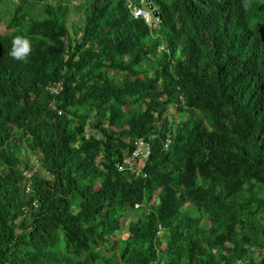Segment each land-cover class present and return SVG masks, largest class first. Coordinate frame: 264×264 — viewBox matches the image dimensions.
Masks as SVG:
<instances>
[{
  "label": "trees",
  "instance_id": "obj_1",
  "mask_svg": "<svg viewBox=\"0 0 264 264\" xmlns=\"http://www.w3.org/2000/svg\"><path fill=\"white\" fill-rule=\"evenodd\" d=\"M6 17L0 264H264V0H0Z\"/></svg>",
  "mask_w": 264,
  "mask_h": 264
},
{
  "label": "built area",
  "instance_id": "obj_2",
  "mask_svg": "<svg viewBox=\"0 0 264 264\" xmlns=\"http://www.w3.org/2000/svg\"><path fill=\"white\" fill-rule=\"evenodd\" d=\"M134 15L136 17H142L147 23H150L151 21L150 14L140 8L134 10ZM46 89L51 94L57 95L62 90V85L60 82H56L54 84L48 85ZM134 145H135V150L132 152L131 156L123 159V164L127 165L128 167H132L135 161H137L140 158H143V159L147 158L150 153L149 145L143 140L139 139L135 141ZM33 206L36 207V204L33 203Z\"/></svg>",
  "mask_w": 264,
  "mask_h": 264
},
{
  "label": "clouds",
  "instance_id": "obj_3",
  "mask_svg": "<svg viewBox=\"0 0 264 264\" xmlns=\"http://www.w3.org/2000/svg\"><path fill=\"white\" fill-rule=\"evenodd\" d=\"M150 8V7H148ZM144 11H146L147 13L151 14L149 10L144 9ZM134 12V11H133ZM32 51V45L31 42L29 40L28 37L23 36V35H17L15 37H13L12 40V48L9 52V55L11 57H13L14 59L18 60V61H24L27 62V60L29 59V54ZM135 143V142H134ZM148 158V157H147ZM143 159L140 158L137 161H135L134 165L132 167H128V168H133L134 166L137 167V169H139V163H142L147 159ZM122 170L124 168V165L120 167ZM137 207V206H136Z\"/></svg>",
  "mask_w": 264,
  "mask_h": 264
},
{
  "label": "rangeland",
  "instance_id": "obj_4",
  "mask_svg": "<svg viewBox=\"0 0 264 264\" xmlns=\"http://www.w3.org/2000/svg\"><path fill=\"white\" fill-rule=\"evenodd\" d=\"M73 6H77V5H73ZM140 9H142V10H144V8H140ZM75 20L76 21V25L77 24H79L80 25V15L78 16V17H76V16H74V15H71L70 16V19H69V21H72V20ZM7 20H8V17H6L4 20H3V22H2V24L0 25V32L1 33H5L6 32V29H5V23L7 22ZM176 123H179V120H176L175 121ZM175 123V124H176ZM26 154V156L28 157V159H33L34 158V156H30L29 154H27V153H25ZM150 154V153H149ZM139 168H141L142 167V163H139ZM39 171H41L40 169H39ZM138 171H140V170H138ZM42 175H46V173L45 172H43V171H41L40 172ZM135 220V217H134V214L133 213H129V218L125 221L124 219L122 220V229H121V232L115 237V239H116V241H118L119 239H124V238H126V236H127V224L129 223V221L130 220ZM160 236H162V234L160 235ZM158 244L160 245V246H162V247H164L165 246V244H164V242L163 241H159L158 242Z\"/></svg>",
  "mask_w": 264,
  "mask_h": 264
}]
</instances>
